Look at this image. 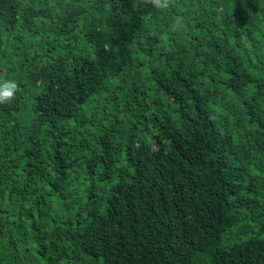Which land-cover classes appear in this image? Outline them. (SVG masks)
<instances>
[{"label": "trees", "instance_id": "trees-1", "mask_svg": "<svg viewBox=\"0 0 264 264\" xmlns=\"http://www.w3.org/2000/svg\"><path fill=\"white\" fill-rule=\"evenodd\" d=\"M0 78V264H264V0H0Z\"/></svg>", "mask_w": 264, "mask_h": 264}, {"label": "clouds", "instance_id": "clouds-1", "mask_svg": "<svg viewBox=\"0 0 264 264\" xmlns=\"http://www.w3.org/2000/svg\"><path fill=\"white\" fill-rule=\"evenodd\" d=\"M144 5H150L152 9L156 12H163L170 9L174 6L175 0H142ZM185 26V19L182 15H178L175 19L169 24L168 32L169 33H179L183 30ZM166 36H162V42H166ZM105 50H108V45H104ZM20 90V85L15 79H5L0 78V105L10 104L15 98L17 92Z\"/></svg>", "mask_w": 264, "mask_h": 264}]
</instances>
